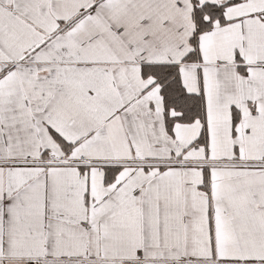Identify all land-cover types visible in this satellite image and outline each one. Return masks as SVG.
<instances>
[{
  "label": "snow or ice",
  "instance_id": "obj_1",
  "mask_svg": "<svg viewBox=\"0 0 264 264\" xmlns=\"http://www.w3.org/2000/svg\"><path fill=\"white\" fill-rule=\"evenodd\" d=\"M0 264H264V0H0Z\"/></svg>",
  "mask_w": 264,
  "mask_h": 264
}]
</instances>
